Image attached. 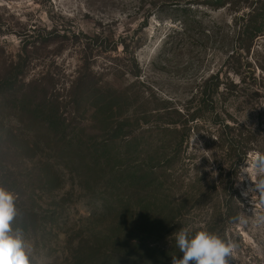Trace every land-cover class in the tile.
I'll return each instance as SVG.
<instances>
[{
  "label": "rangeland",
  "instance_id": "1",
  "mask_svg": "<svg viewBox=\"0 0 264 264\" xmlns=\"http://www.w3.org/2000/svg\"><path fill=\"white\" fill-rule=\"evenodd\" d=\"M249 15L264 27V0H0V186L32 264H172L173 234L207 222L230 264H264L260 195L237 177L264 153ZM233 135L248 153L220 173ZM227 181L224 222L208 185Z\"/></svg>",
  "mask_w": 264,
  "mask_h": 264
},
{
  "label": "clouds",
  "instance_id": "2",
  "mask_svg": "<svg viewBox=\"0 0 264 264\" xmlns=\"http://www.w3.org/2000/svg\"><path fill=\"white\" fill-rule=\"evenodd\" d=\"M245 164L237 177L243 180L246 175L253 182L249 191L259 193L260 207L264 208V153H256ZM17 200L16 193L0 186V264H32L34 246L24 228L16 224L20 216ZM255 224L264 225V212L256 214ZM173 238L182 256H172V264H230L237 247L233 241L203 229L181 228Z\"/></svg>",
  "mask_w": 264,
  "mask_h": 264
},
{
  "label": "trees",
  "instance_id": "3",
  "mask_svg": "<svg viewBox=\"0 0 264 264\" xmlns=\"http://www.w3.org/2000/svg\"><path fill=\"white\" fill-rule=\"evenodd\" d=\"M247 19H249V23L247 24V26L245 27V30H244L245 32H247V34H249L250 36H256V35H259L260 33L264 32L263 23L258 24V21H257L255 15H249V17ZM240 137L241 138H238V135H233L231 137V139L227 140V149L225 152V156H226L225 162L222 163L221 167H219L220 173L223 172L225 166L228 167L227 169L229 171H234L235 170L234 167L236 166V164H238L239 161H241V159L246 157L249 149H247V147L241 145V144H243L241 142L243 138L241 135H240ZM222 181H224V180H222ZM229 183H231V185L235 184L233 181H227L226 184H224V185H222V183H221V186L216 184V183H212L213 184L212 186L208 185L210 190L211 189H212V191L222 190V192L224 194L223 199L221 201L222 207H221L220 211L217 213L218 216L221 217L224 222L227 221L228 218H230V216H231V207L229 206L230 198L227 197V192L230 190L229 189V185H230ZM192 184H191V189L194 191V193H197L199 188H202L200 181L198 179L194 180ZM203 189H205V187ZM205 192H209V191H205ZM204 226H205V229H207V231L212 229V223L207 222V223H205ZM93 228H95V227H89L88 230L90 231ZM114 235L115 234L113 232H111V234L109 235L108 238H112V237H114Z\"/></svg>",
  "mask_w": 264,
  "mask_h": 264
}]
</instances>
